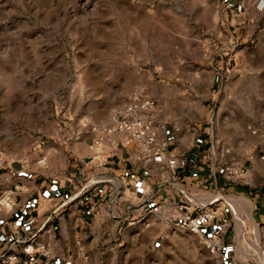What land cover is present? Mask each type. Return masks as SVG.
<instances>
[{"label":"rangeland","instance_id":"obj_1","mask_svg":"<svg viewBox=\"0 0 264 264\" xmlns=\"http://www.w3.org/2000/svg\"><path fill=\"white\" fill-rule=\"evenodd\" d=\"M260 13L243 37L220 0H0V156L40 166L50 149L78 154L86 119L104 123L143 91L167 128L212 129L215 149L264 164ZM244 212L246 237L264 252V197L253 221ZM128 221L100 217L79 264H213L189 232Z\"/></svg>","mask_w":264,"mask_h":264},{"label":"crops","instance_id":"obj_2","mask_svg":"<svg viewBox=\"0 0 264 264\" xmlns=\"http://www.w3.org/2000/svg\"><path fill=\"white\" fill-rule=\"evenodd\" d=\"M220 1L236 19L237 28L245 30L243 37H247L246 27L258 22V19L250 18L249 13L262 15L254 9L256 0ZM81 130L74 128L73 132L81 133ZM210 133L212 129L202 127L184 132L175 131L173 126L167 128L171 154L185 159V166L177 171L182 184L193 192L221 190L245 194L256 210L264 197L263 158L253 155L237 163L234 158L223 156V149L213 147ZM78 137L80 153L70 146L50 149L46 168L19 160H5V168L0 171V192L8 191L7 197L11 198L5 200H10L8 208L0 207V257L14 253L19 256L17 264H27L16 239L35 236L36 243L44 250L36 255L34 264H79L84 261L80 254L87 253L96 236V221L89 212L90 206L101 207V217L111 218L105 209L109 185H100L81 196H74L96 174L117 177L123 199L134 204L149 196L159 201L169 194L168 187H160L155 164L145 169L132 163L127 152L111 137L102 145L101 159L94 161L89 149L94 135L79 134ZM232 160L235 166L246 170L243 181L225 179L224 164ZM242 211L240 208L239 216ZM115 212L124 215L123 207ZM252 213L253 206L251 216Z\"/></svg>","mask_w":264,"mask_h":264},{"label":"built area","instance_id":"obj_3","mask_svg":"<svg viewBox=\"0 0 264 264\" xmlns=\"http://www.w3.org/2000/svg\"><path fill=\"white\" fill-rule=\"evenodd\" d=\"M255 10L259 13L264 10V0L256 1ZM156 108V103L150 96L143 91H134L129 101L114 109L106 122L94 123L91 119H86L82 127L94 135L89 145L93 152L92 160L99 161L102 145L107 138H114L127 152L132 163L145 169L155 164L160 175V187H168L169 194L159 201H154L149 196L148 199L134 204L123 199L122 186L117 177L96 174L74 196H81L100 185H109L105 209L112 219L128 218V223L139 224L147 229L156 223L166 230L187 231L205 247L213 264H250L251 261L262 264L260 255L264 256V252L257 242L246 237V226L235 211L241 208L247 214L250 209L247 203H251V199L245 194L226 193L221 190H187L177 174L185 166V159L171 154L167 138L168 123L154 115ZM229 154L228 150L223 151V156L228 157ZM37 164L47 167L45 158H41ZM5 165V159L0 156V171ZM245 174L246 170L235 166L233 160L225 162L224 176L227 181H243ZM231 197L241 198L242 201L238 204L241 207L235 206ZM147 205L150 206L146 208ZM119 207H123L124 215L116 214ZM89 212L95 221L101 217V207L97 205L90 206ZM230 234L231 242L226 246L225 238ZM16 243L20 245L21 253L26 256L27 264H34L36 255L44 250L43 246L36 243L35 236L16 239ZM247 250L251 251L248 257L245 254ZM80 255L84 257V253L81 252ZM18 260L17 254H5L0 257V264H17Z\"/></svg>","mask_w":264,"mask_h":264},{"label":"bare ground","instance_id":"obj_4","mask_svg":"<svg viewBox=\"0 0 264 264\" xmlns=\"http://www.w3.org/2000/svg\"><path fill=\"white\" fill-rule=\"evenodd\" d=\"M231 199H232V202L234 203V205L236 206H238V207H240L238 204L240 203V201H242V199L241 198H235V197H231ZM239 202V203H238ZM247 205L250 207V209H249V212H248V214H245V216H246V218L248 219V220H251V221H253V219H252V216H251V212H252V204L251 203H247ZM236 211V214H237V216H239L238 215V211H240V208L238 209V211H237V209L235 210ZM239 225L241 226V222H239ZM263 260H262V264H264V256H260ZM260 259V258H259ZM261 261V260H260Z\"/></svg>","mask_w":264,"mask_h":264}]
</instances>
